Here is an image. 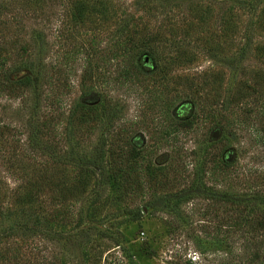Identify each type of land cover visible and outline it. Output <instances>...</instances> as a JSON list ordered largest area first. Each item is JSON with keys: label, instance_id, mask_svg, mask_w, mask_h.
Masks as SVG:
<instances>
[{"label": "rangeland", "instance_id": "374dc122", "mask_svg": "<svg viewBox=\"0 0 264 264\" xmlns=\"http://www.w3.org/2000/svg\"><path fill=\"white\" fill-rule=\"evenodd\" d=\"M70 3L58 19L56 0H0L5 69L24 61L38 73L29 85L13 74L16 86L0 75V264H16V248L19 264H249L237 234H217L232 230L221 228L228 207L153 204L200 168L213 190L264 194V0ZM120 69L123 87L112 82ZM32 121L47 122L36 138ZM103 139L116 177L73 196L75 160L98 156ZM132 149L138 158L124 156Z\"/></svg>", "mask_w": 264, "mask_h": 264}, {"label": "trees", "instance_id": "16d2710c", "mask_svg": "<svg viewBox=\"0 0 264 264\" xmlns=\"http://www.w3.org/2000/svg\"><path fill=\"white\" fill-rule=\"evenodd\" d=\"M56 2L61 3L59 5L60 9L58 10V12H55L58 19L60 17L64 19L65 17L66 18L71 17L72 14L70 10L77 7V5H73L71 3L69 4V0H56ZM83 11L84 9L80 8V10H78L77 12L80 14ZM125 33H127V29L121 28L120 30H118L119 37H124ZM138 43L139 41L135 37H132L131 39H129L128 44L123 45L122 47L123 54L121 55L123 57H126L128 54L132 52V50L136 49ZM138 56H139L138 54L137 56H135L134 61L136 62L134 63V66H133L134 70L135 72L143 76H146V71L143 68H145L146 66H149L148 68L151 69L152 65H150L149 63H147L145 66L141 65V63H139L140 60ZM141 56L142 55H140L139 57ZM5 66H6V60L0 58L1 78L12 86L21 85V83H14L11 80V77L13 76V74H17L21 72L28 73V76L25 78L26 83H28V85L32 84V82L33 83L38 82V79H37L38 73L31 76V74H33L31 64H27L24 61H22V62L17 63L16 66L13 67L12 69H9V68L5 69ZM112 82H114L119 87H123L127 85L130 82V80H129V77L127 76V72L120 69L118 75L114 79H112ZM79 119H81V121L84 124H86L85 121L89 122L90 116L83 114L79 117ZM173 120L177 122L179 126L183 125V127L186 123L185 121H182V119L180 118H173ZM43 127L45 128L47 127L46 121H43V123H40V121H38V122H35V124H33V121H32V125L30 126V131H31V134L34 135V138H36L37 134L41 132V129ZM0 128H1L0 136L2 137L3 141H6L3 138L4 131L2 130V128L3 129H6V128L4 126ZM184 128L189 129L187 125ZM103 141L104 142L100 143L101 145L97 151V153L98 154L100 153V154L96 156L95 158H88V156L87 157L82 156L80 160H75V157H72V156L70 157L71 153H73L71 152L66 157L67 159L64 160L68 164H71L72 162H74L73 159L75 161H79L78 177L80 178V180L78 183H81V186H80L81 188H78L77 190H75L73 192V196H75L76 194L82 195V194L87 193L89 187L92 188L93 193L97 194L98 192H101L100 188H102L106 184V181H108L110 178L116 177L113 166H111L113 169H111L110 172L108 173L103 167L104 158L102 154H104L105 139H103ZM37 148H39V146ZM39 149L42 150L41 148ZM43 149L46 150L47 148L44 147ZM135 152L136 151L132 149L130 151H124L123 153H125L124 156L129 157V158L132 157L131 159H135V158H138V154H135ZM52 153L53 152H51V154L48 153L49 156H51L54 159L58 157L56 153L54 154ZM112 164L113 163L108 162V165H112ZM199 168H200V165H199ZM202 170L203 169L201 168L196 169L195 178L193 182L190 185H188L186 188H183L177 192H174L173 194L171 193L167 194L159 198L158 200H156L155 203L153 204L154 209L162 210L163 212H167V213H179V209H180L179 206L185 203L191 202V201L194 202V200H197L198 198H202L206 201H212L214 204H217V205L226 206L231 211H228L229 214L227 217H225L224 224H222L221 228L223 230H224L223 227L231 228L232 230L231 231L224 230V231H221V233L219 230L217 233L218 236H220L223 233L237 234L243 243V246H242L244 250L243 253L249 254L250 252L251 260L249 261V264H264V234L262 233L264 231V194H261L260 192H255V193L251 192L250 194L235 195L227 191L213 190L205 185L203 181V177H201L200 175V173H202ZM91 177H95V181L93 183L90 180ZM73 190L74 189L69 190L70 194ZM138 213L136 212V214L132 216L133 217L132 219L134 220L139 219L140 212ZM27 230L24 229L23 232H20V234L24 235V233H26L27 235ZM13 235L15 234L10 233V236H13ZM216 239L218 238L216 237ZM224 239H227V238L224 236ZM221 242L222 244L224 242L223 245L226 247L227 245L226 241L221 240ZM250 242H252L253 244H250ZM198 243L200 244V247H201L204 241L199 240ZM207 243L208 242L204 244H207ZM15 255H16V264H19V261L21 258H18L19 253H18L17 248H16Z\"/></svg>", "mask_w": 264, "mask_h": 264}]
</instances>
